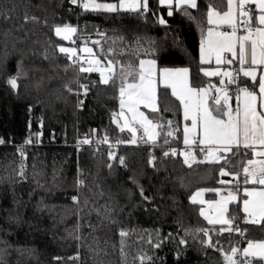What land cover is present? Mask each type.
I'll use <instances>...</instances> for the list:
<instances>
[{
	"label": "trees",
	"instance_id": "obj_1",
	"mask_svg": "<svg viewBox=\"0 0 264 264\" xmlns=\"http://www.w3.org/2000/svg\"><path fill=\"white\" fill-rule=\"evenodd\" d=\"M197 2L200 7L187 14L173 7L169 16L157 0H149L147 13L86 12L69 0H0V264H141V257L143 264H225L217 249L227 254L238 235L221 233V225L202 219L190 198L200 189L232 187L219 183L232 177L219 175L220 164L189 168L180 156L165 157L163 137L158 146L123 143L118 156L124 166L105 149L77 153L71 146L77 137L127 141L130 135L113 121L118 90L99 83L96 72L80 73L76 80L68 56L58 50L65 42L54 32L56 26H76L81 45L87 42L102 61L109 48L123 50L115 59L124 65L155 59L158 68H188L204 86L209 80L198 58L201 28L207 27V6L217 0ZM11 77L17 78L16 89L7 83ZM77 84L88 89L80 109L73 93ZM158 91L169 93L161 97L168 111L150 116L178 126L179 103L169 90ZM38 124L47 142L26 148L22 163L14 145ZM231 215L247 239H264V225L243 223L240 202L229 207ZM201 229L209 230L214 247L207 246ZM122 230L126 237L119 235Z\"/></svg>",
	"mask_w": 264,
	"mask_h": 264
},
{
	"label": "snow or ice",
	"instance_id": "obj_2",
	"mask_svg": "<svg viewBox=\"0 0 264 264\" xmlns=\"http://www.w3.org/2000/svg\"><path fill=\"white\" fill-rule=\"evenodd\" d=\"M71 3H79L86 12L147 13L149 9V0H117L116 3L71 0ZM158 4L167 7L169 16L173 15L174 0H158ZM199 7L197 0H175V9L184 10L186 14L187 9ZM25 19L29 18L26 16ZM31 19L36 20V17ZM159 23L163 25L166 21L160 18ZM206 23L208 27L201 28L199 63L201 65L214 63L216 67L213 70L201 68L200 71L204 77H219V86L211 81L204 86L199 85L190 76L188 68H158L155 59H141L138 65L132 63L124 65L115 59L118 55H124L123 50L117 52L116 49L109 48L103 61L87 46V42L80 49L86 54L83 59L77 55L76 49L61 46L58 50L66 54L74 66L79 64L80 73H99V83L111 84L118 90L120 110L113 113V121L121 132L127 130L131 134L129 140H118L116 142L118 144L135 145L139 140L158 146L157 142L161 137L164 144H170L172 140L178 139L176 133L180 131L179 126L170 120L161 122L150 119L141 111L142 107L152 113L168 111L167 108H161V97L166 98L169 93L159 92L158 87L171 90L170 95L179 102L178 107L182 108L185 121L182 129L184 148L179 152L183 157V163L189 168L194 163L220 164L219 175L232 177L228 181H219L220 184L232 186L227 190V195H221L218 189L198 190L191 196V202L208 203V207L215 210L214 215H208L201 208L200 215L210 225H221V233L235 232L246 238L247 247L243 249L233 247L231 254H225L222 249H217L224 255L225 264H264V239H247L246 230L233 227L237 216L227 215L228 205L239 200L242 202L244 213L241 218L243 223L264 225V0H217L216 6L210 4L206 8ZM54 32L63 40H72L77 28L65 24L56 26ZM100 55H103V50ZM117 65L119 73L116 71ZM222 65L230 67L222 70L220 67ZM233 65L237 67L231 68ZM7 83L12 89L18 86L16 77H11ZM230 86H235V107L232 104ZM81 87L84 88L83 95L86 96L87 86ZM79 104L82 105L83 101L81 100ZM102 142L113 147L107 136ZM3 143L4 141L0 139V144ZM80 143L90 144L91 141L84 139ZM197 154H202V157L198 159ZM163 155L176 157L178 152L176 148H170L165 150ZM109 159H118L121 166L125 164L124 157L117 158L114 152L109 153ZM154 160L155 157L149 163L154 164ZM108 167L111 168L112 165ZM20 174L23 175V172ZM205 191L215 192L221 195V199L212 202L198 199L203 197ZM241 192L242 196L239 195ZM73 199L76 201L75 197ZM225 225L227 227H223ZM201 231L208 236L207 246L213 247L209 230ZM119 235L126 237L128 233L122 230ZM180 243L184 244L185 241L181 240ZM238 253L241 256L239 260L234 258ZM140 259L143 264L144 258Z\"/></svg>",
	"mask_w": 264,
	"mask_h": 264
},
{
	"label": "built area",
	"instance_id": "obj_3",
	"mask_svg": "<svg viewBox=\"0 0 264 264\" xmlns=\"http://www.w3.org/2000/svg\"><path fill=\"white\" fill-rule=\"evenodd\" d=\"M69 5L71 7H74V8L83 9L80 6L79 3L78 4H72L71 3V0H69ZM81 40H82V37L80 36V34H79L78 30H77V33L72 37V40H70L68 42H65L63 46L66 47V48L76 49L77 50V55L81 57L82 55L80 54V51L78 49L81 46V43H80ZM73 41H75V42H73ZM70 63H71V65H73V61L72 60H70ZM85 66H87V65L85 64ZM73 67H74L75 72H76V80H77L78 74H80V72H79V64H76L75 66L73 65ZM77 85H79V84H77ZM79 87H80V85L77 86L76 91L74 92L75 97H76V106H77V109H80L82 107V105H83V104L80 105L79 102L81 100L84 101V99H83L84 98V96H83L84 91L82 89L80 90ZM231 87L233 88V92L235 93V86H231ZM235 106H233V107H235ZM139 135H140V133L138 132V137H139ZM176 135L178 137V135H179L178 132L176 133ZM104 137L105 136H102V137H97V136H92V137H77L75 139L74 143L71 146L76 150L77 153L81 152L84 148H91L94 152H98L101 149H105L106 150V153L108 154V156H109V153L110 152H114L115 155L117 156V158H119L118 154H119L120 149L123 147V143L122 144H118V143H116L119 140L118 138H112V137L107 136L109 142L113 144V147H109V144L102 142L104 140ZM50 139H52V138H50ZM84 139L90 140L91 143L90 144H82V143H80ZM169 139L171 140V138H169ZM29 140H31L32 142L31 143H28ZM44 142H47V141H45V139L43 138V133H42V130L40 129L36 133H34V135L29 136V138H27L24 141V143L18 144V145L16 144L14 146L16 147L15 148L16 149V152L19 154L20 151H21V147L40 146V145L44 144ZM143 144H145V143L140 142L138 140V143L135 144V145L132 144V146L137 147V146L143 145ZM0 145H3V144H0ZM164 148H165V150H168L170 148H176L177 149V152H179L184 147L181 145V143L177 139V140H172L170 144H165V147ZM198 155H199L200 158L202 157V154H198ZM177 156H179V154ZM153 157H155V154L153 152H151L150 155H149L150 160ZM239 224H240V222L236 220V222L233 225V227L234 228L235 227H239L240 228ZM230 233L231 234H236L235 232H230ZM238 237H239L238 238V244H237L236 248L242 249L241 248L242 247V244L244 242H246V239H244V237L241 236V235H238ZM227 254H231V250ZM234 258L237 259V260H239V259H241V256L238 253L237 256L234 257Z\"/></svg>",
	"mask_w": 264,
	"mask_h": 264
},
{
	"label": "crops",
	"instance_id": "obj_4",
	"mask_svg": "<svg viewBox=\"0 0 264 264\" xmlns=\"http://www.w3.org/2000/svg\"><path fill=\"white\" fill-rule=\"evenodd\" d=\"M158 1V0H157ZM161 6V5H160ZM161 7H166V6H161ZM173 7L175 8V0H174V4H173ZM167 8V7H166ZM207 27H208V25H207ZM200 44H201V41H200ZM200 44H199V50H198V58H200ZM84 46V45H83ZM61 47V46H60ZM64 47V46H63ZM81 47H82V45H81ZM89 47V46H88ZM83 48V47H82ZM91 48V47H90ZM80 51V50H79ZM80 54H85V53H82L81 51H80ZM148 60V59H147ZM215 67H216V65L213 63V64H211V65H203V68L204 69H208V70H213V69H215ZM221 67V69L223 70L224 68H228V67H230V66H227V65H222V66H220ZM235 67H237V65H233V66H231V68H235ZM173 69H175V68H173ZM205 78H207L209 81H211L212 83H214V84H217V86H219V84H218V81H219V77H205ZM249 83H250V81H249ZM159 88H162V87H158V90H159ZM167 90H169V92L171 91L170 89H167ZM230 94H231V92H230ZM232 95V94H231ZM178 102V101H177ZM179 103V102H178ZM232 104H234L233 103V100H232ZM119 101H118V111H117V113L119 112ZM141 111H143L150 119H153L152 118V116H150V114L152 113V112H150L148 109H146V108H141ZM153 120H155V119H153ZM121 123H123V121H121ZM184 123H185V121H183V111H182V108H180V123H179V128H180V131H179V133H180V143H181V145L184 147V145H183V143H182V129H183V125H184ZM187 123H190V122H187ZM124 132H126L127 134H129L130 136H131V134L127 131V130H125ZM178 133V134H179ZM180 152V151H179ZM179 152H178V154H179ZM180 156V155H179ZM198 156V155H197ZM182 159H183V157L182 156H180ZM249 158H251V153L249 152ZM242 187H248V188H252V187H254L253 185H243ZM255 187H259V186H255ZM229 188H231V187H229ZM229 188H226V189H224V188H215V189H218V190H220V192H221V195H227V190L229 189ZM200 190H204V189H200ZM198 191V190H197ZM196 193V191L192 194V196L194 195ZM242 192L239 194L240 196H242ZM221 195H217L215 192H212V191H205L204 192V195H203V197H201V198H198V199H202V200H204V201H206V202H212V201H218V200H220L221 199ZM190 202H191V198H190ZM238 202H240V209H241V212H242V202L241 201H237V202H234V203H230L229 205H228V209H229V207L231 206V205H233V204H237ZM192 203V202H191ZM193 204V203H192ZM195 205H198L199 206V214H200V209L201 208H203L204 210H205V213L206 214H208V215H214L215 214V210L214 209H210L209 207H208V203H203V204H201V203H197V204H195ZM227 215H228V213H227ZM242 215L244 216V213L242 212ZM200 217L202 218V219H204L205 221H207L203 216H201L200 215ZM208 222V221H207ZM247 247V243L245 244V246L243 247V248H246ZM242 248V249H243Z\"/></svg>",
	"mask_w": 264,
	"mask_h": 264
},
{
	"label": "rangeland",
	"instance_id": "obj_5",
	"mask_svg": "<svg viewBox=\"0 0 264 264\" xmlns=\"http://www.w3.org/2000/svg\"><path fill=\"white\" fill-rule=\"evenodd\" d=\"M57 37V36H56ZM57 38H59L60 40H62L63 42H68V41H70V40H63V39H61L60 37H57ZM61 46H63V45H61ZM82 47H84L83 45H82ZM81 46L78 48L79 50L82 48ZM82 56V58H84V57H86V54H81ZM75 75H76V72H75ZM98 75H99V73H98ZM99 79H100V76H99ZM78 82V81H77ZM76 82V83H77ZM77 86H79V85H77ZM78 90V89H77ZM76 91V88H75V90L73 91V93ZM230 92H231V94L233 95V106H235L236 105V100H235V93L233 92V88L230 86ZM75 95V94H74ZM37 131L38 130H42V126H41V124H38V126H37ZM37 131H35V132H33V133H31L29 136H32V135H34V133H36ZM29 136L28 137H26V139L27 138H29ZM25 139V140H26ZM24 143V142H23ZM26 148H28V147H21V151H20V153L18 154L17 152H15V155L17 156V157H19L20 158V160L22 161V163H24L25 161H26ZM23 154V155H22ZM77 185L78 186H81L82 184H80V182H79V184L77 183ZM213 247H214V245H213ZM242 248V247H241Z\"/></svg>",
	"mask_w": 264,
	"mask_h": 264
}]
</instances>
